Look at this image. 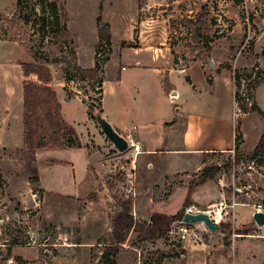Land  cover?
I'll list each match as a JSON object with an SVG mask.
<instances>
[{
	"label": "rangeland",
	"instance_id": "obj_1",
	"mask_svg": "<svg viewBox=\"0 0 264 264\" xmlns=\"http://www.w3.org/2000/svg\"><path fill=\"white\" fill-rule=\"evenodd\" d=\"M19 1L17 8L16 0H0V38L22 46L0 40V264H103L101 254L110 243L113 219L124 203L131 205V215L138 223H147L154 213L176 215L184 205L212 218L218 212L220 229L209 232L194 224L195 236L183 243L167 236L138 241L140 234L132 231L119 246L117 264H264V233L252 220L254 212L264 213V152L238 164L233 152L212 153L194 161L193 167L188 164L192 158L172 152L162 158H139L131 146L118 154L95 121L101 99L104 119L112 110L119 112L115 103L124 109L134 107L131 98L137 100L144 119L149 118V94L159 84L150 79L145 88L142 72L133 67L132 52L126 49L137 44L140 22L165 24L166 33L158 32V41L164 43L165 39L173 49L175 69L181 71L198 61L210 70L209 59L215 67L228 63L242 78L241 95L254 79L264 82V0H48L46 3L54 1L58 8V32L46 5L41 6L39 0ZM147 1H153L150 9ZM199 15L204 16L203 35L210 41V58H206L205 46L193 39L191 22ZM98 17L108 24L110 35L113 33L110 54L104 44L96 50ZM42 18L47 27L44 32ZM233 48L239 52L229 61ZM96 54L99 62L111 56L104 71L103 97L98 94L102 85L94 90L89 75H84L85 80L66 81L77 68L92 69ZM19 62L44 63L51 72L52 87L72 98L63 106L81 131V139L77 134L73 137L87 154H93L87 176L76 188L66 164L38 163L36 171L33 158L21 145L23 83L33 77L24 78ZM118 73L123 78L120 84L116 83ZM98 78L101 80L100 72ZM185 81L186 76L174 73L165 76L164 86L180 89ZM116 85L119 90L112 94L110 89ZM162 97L169 111L176 113L181 107L179 101L168 105L166 95ZM228 99L222 90L218 100L221 115L232 113ZM253 101L264 113V84L253 92ZM245 103L249 108L252 101ZM160 105L156 97L157 113ZM240 119L237 115L246 155L254 150L264 130V118L254 112L244 121ZM108 122L114 128V123ZM56 137L57 147L44 154L49 153L52 159H73L80 171L85 156L65 149L71 132ZM179 140L178 134L166 136L158 126L146 144L147 148L166 150L177 148ZM209 167H221L222 171L204 185L195 186L202 170ZM37 172L44 190L32 182ZM238 229L247 230L248 235H238Z\"/></svg>",
	"mask_w": 264,
	"mask_h": 264
},
{
	"label": "crops",
	"instance_id": "obj_2",
	"mask_svg": "<svg viewBox=\"0 0 264 264\" xmlns=\"http://www.w3.org/2000/svg\"><path fill=\"white\" fill-rule=\"evenodd\" d=\"M152 3L153 1L145 2L148 9L151 8ZM154 22L155 21H153V23H150V20L145 22H140V24L138 25V37H137L136 48H131V49L126 48L127 50L132 52L133 67L137 71L142 72L140 79L142 81L141 83L143 85H146L145 88L146 89L148 88L150 84L149 81L150 79L151 81H155V84L157 85L159 84L156 91L153 90V92L149 94V100H150V102H148L149 118L144 119L143 112L141 111V108L138 106L137 100L135 98H131V102L134 105V107L124 109L118 106L117 103H115V105L117 106L116 108H118L119 112H115L114 110H112V112L110 111V114H107L106 119L114 123L115 131H117L122 136L126 135L123 136L125 139H127V137L130 136V139L132 141L133 140L135 141V143L139 146L140 149L139 158H145V157L157 156V155L158 157L162 158L165 156V154L172 152V153H177L178 155L192 158L193 159L192 162H188V164L191 167H193L194 165L197 164V162L194 163V161L197 160L201 161L200 158H202L203 156L212 153L233 152L235 148L236 135H240L241 137L240 150L241 152H243L242 146L244 143V134L242 133L241 130L242 127L240 123L237 122L236 118L238 115V117H241L240 121L241 120L244 121V119L249 117L252 113L243 114L239 111L234 98L235 85L233 83L231 75L226 70H221L219 73H216L215 69L220 64L219 65L216 64V67L214 66V69L210 68V70H207L205 65L202 62H198V61L193 64H189L181 71L175 69L174 67H176L177 65H175L174 63L173 53H172L173 49L166 44L165 39H164V43L161 42L159 43L158 41V32L162 33L163 30V33H166L167 28L165 24L162 25L161 23L158 24ZM0 40L5 43L19 45V47L22 48V46H20L18 42L9 41L6 40L5 38H0ZM112 41H113V33L111 32V43ZM117 43L118 42H116V45ZM124 49L122 48L119 50L121 52ZM76 57H77V53H76ZM107 63L104 64L100 73L102 86L100 88L101 94H99V96L101 97H103V93L105 94V92H103V87L105 83L104 71ZM19 64H22V62H19ZM230 66L231 68H233V70H236L235 67H233L232 65ZM122 68L125 69L124 67H121V71H126V70H122ZM174 73L186 76L185 84L180 89L172 87L169 90H167V88L164 86L165 76L168 75L169 77ZM122 79H121V74L118 73L116 78V83L120 84ZM31 80L36 81V78L33 77ZM262 83L264 84V82ZM262 83L256 88V90L261 85H263ZM50 86L52 87V84H50ZM119 86L120 85H116V88L110 89V92L114 93L115 90L118 92ZM52 89L55 91L58 102L61 105L60 112L63 120L73 128V132H75L74 135L76 136L77 134L78 138L81 139L82 136L78 124H76L73 120H71L69 116H67L71 114L65 112L63 106L64 105L63 103L70 101L72 98L65 96V91L63 90H58L53 87ZM164 90H166V93ZM222 90L229 95L228 100L232 105V113L228 111L225 112L223 115H221V113L219 112L220 108H219L218 100H219L220 92ZM163 94L166 95V100L168 102V105L171 104L170 101L171 102L179 101L178 106L181 105V107L175 109L176 113L174 112V110L169 111L167 109L166 101L162 97ZM156 97L159 98L161 104L159 113L155 111L156 107H154ZM152 102L153 105H151ZM22 104H23V99H22ZM100 105L102 111L101 115H103V113L105 112V107H104V103L102 102V99L100 101ZM181 108L183 110H181ZM153 112H156V114H154ZM235 112L237 115L235 114ZM131 117L137 119V122L131 119ZM129 121L130 123H128ZM158 126L162 127L163 132L166 134V136L167 135L173 136L175 134L179 135L180 140H179V146L177 148H173V149L169 148L166 150H162V148H147L146 141L147 139L150 138V136L153 135L154 130ZM262 133L263 130H261L259 134L260 136L258 137L257 143ZM21 145L23 146V141ZM65 149L71 151L72 153L77 151L85 156V162L83 167L80 169V171L76 168L73 159L61 160L58 158H54V159L49 158V153H45L46 155L44 154V152H46V150L48 149L37 150L35 152L33 160L35 163V167L36 165L38 166V163H42L47 166L51 164H59V163L66 164L69 167V176L71 177L73 188H76L77 185L81 184L85 180L87 176V169L88 166L90 165L89 159L93 154L91 155L87 154L86 149H84L83 147L80 149L65 147ZM186 164L187 163L183 165ZM183 165L181 164L180 166L182 167ZM36 171H37V167H36ZM37 177L39 180L38 183L41 187V179L38 172H37Z\"/></svg>",
	"mask_w": 264,
	"mask_h": 264
},
{
	"label": "trees",
	"instance_id": "obj_3",
	"mask_svg": "<svg viewBox=\"0 0 264 264\" xmlns=\"http://www.w3.org/2000/svg\"><path fill=\"white\" fill-rule=\"evenodd\" d=\"M48 0H39L41 6L46 5L53 15V22L58 32L60 22L58 17V8L56 3H46ZM16 7L20 8V1L16 0ZM44 12V11H43ZM204 16L199 15L197 20L191 22V25L195 27L193 39L205 46L206 58H210V41L207 37H204L206 32V27L204 25ZM98 42L96 45V50L102 47L104 44L105 47L109 49V54L111 53V35L108 31V24H103L100 17L96 19ZM46 27L45 19L42 18V28L41 31L44 32ZM129 48H136L135 45H128ZM239 52L238 48H233L231 56L228 59L229 61H234ZM98 55L96 54V59L94 61V66L92 69H75V75L70 78H66V81H74L76 77L79 80H85L84 75H89L90 80L92 81V87L95 90V86L102 85V81L98 78V72L101 73V69L109 61V58L104 59L103 62H99ZM23 76L25 79L30 77H35L36 81H25L23 83V104H22V126H23V146L30 156L33 158L35 152L41 149H53L57 147L59 141L56 136L59 134H65L71 132V138L65 141L67 148H82L80 144L74 139L73 128L69 126L61 116V105L58 102L55 91L50 86L52 82V75L49 68L41 62L33 63H23L21 64ZM221 70L230 71L233 75V81L235 85L234 98L237 104L239 111L243 114L252 112L259 114L264 118V113L256 106L253 101V92L256 88L262 83L259 80L252 81L251 85L247 87V92L243 96L239 92L240 83L242 79L239 73L235 70H232L231 66L227 63L225 65H219L215 71L219 73ZM264 77V72H263ZM100 90V89H99ZM98 94H101V90L98 91ZM252 101L249 108L247 107V101ZM97 111H101V105H97ZM70 131V132H69ZM48 137V139H46ZM241 137L236 135L235 138V148L234 156L235 163L238 164L243 158H251L257 155L258 153L264 152V130L263 133L250 154H244L240 150ZM222 171L221 167H209L204 168L198 177V181L195 186L204 185L208 180H212ZM37 175L32 178L33 183H38ZM193 191V187L189 189L187 194V199ZM39 192V191H38ZM186 207V205H184ZM179 211L176 215L167 216L160 213H154L150 216L147 223H138L134 221L131 215V205L124 203L121 206V212L113 219L112 224V233L111 240L109 245H107L104 251L101 254V260L103 264H117L115 259L118 252L119 246L124 244L127 240L128 234L130 232L139 233L140 235L136 240H144L151 238L154 240L163 239L166 237L167 232L169 231L170 225L177 220H182L184 216V211ZM224 227V225H222ZM248 231L245 229H238V235H248ZM181 249V246L178 245Z\"/></svg>",
	"mask_w": 264,
	"mask_h": 264
},
{
	"label": "water",
	"instance_id": "obj_4",
	"mask_svg": "<svg viewBox=\"0 0 264 264\" xmlns=\"http://www.w3.org/2000/svg\"><path fill=\"white\" fill-rule=\"evenodd\" d=\"M214 66L213 60L209 59V67L213 69ZM95 121L101 133L118 154H124L128 151L129 142L117 131H115L111 124L102 117L100 112H97ZM182 220L183 222L189 224H203L205 229L209 232H217L220 229L219 223L214 221L207 213L204 212H198L196 214L186 213L184 214ZM252 220L264 233V213L260 211L254 212L252 214Z\"/></svg>",
	"mask_w": 264,
	"mask_h": 264
},
{
	"label": "built area",
	"instance_id": "obj_5",
	"mask_svg": "<svg viewBox=\"0 0 264 264\" xmlns=\"http://www.w3.org/2000/svg\"><path fill=\"white\" fill-rule=\"evenodd\" d=\"M122 70H124V69L122 68ZM242 96H243V94H242ZM126 140L129 142V148H130V146L132 147L133 142L130 139V136H128ZM132 148L134 149V156L135 155L137 156L140 153L139 146L136 144V146H134ZM198 212H200V211L197 210L195 207L190 206V207H187L185 209L184 214H186V213L187 214H196ZM204 213H207V212H204ZM212 219L214 220V218H212ZM193 225L194 224L185 223V222H183V220L174 221L170 225L169 231L167 232L166 236L169 239L176 240L177 242L183 243V242L188 240L189 236H195L194 232L191 229V226H193Z\"/></svg>",
	"mask_w": 264,
	"mask_h": 264
},
{
	"label": "bare ground",
	"instance_id": "obj_6",
	"mask_svg": "<svg viewBox=\"0 0 264 264\" xmlns=\"http://www.w3.org/2000/svg\"><path fill=\"white\" fill-rule=\"evenodd\" d=\"M134 146H135V144H133L132 147H134ZM208 213H209V212H208ZM219 217H220V216H219V213L217 212L216 216L213 217V218H214L215 221H218ZM201 225H202V226H201ZM199 226L204 227L203 224H199Z\"/></svg>",
	"mask_w": 264,
	"mask_h": 264
}]
</instances>
